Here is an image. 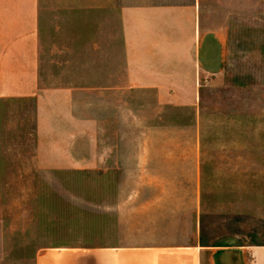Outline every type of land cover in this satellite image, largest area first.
<instances>
[{
  "label": "crops",
  "instance_id": "0c3cea01",
  "mask_svg": "<svg viewBox=\"0 0 264 264\" xmlns=\"http://www.w3.org/2000/svg\"><path fill=\"white\" fill-rule=\"evenodd\" d=\"M256 4L264 7V0H0V103L33 102L35 168L106 169L98 143L99 130L111 123L105 110L111 95L117 122L126 93L183 106L199 100L201 77L222 65L221 42L202 15L255 12ZM51 49L59 80L47 88L43 65ZM77 95L85 96L80 117ZM13 124L0 119L2 159L13 158ZM1 172H8L7 162ZM195 173L184 196L172 182L135 183L129 197L115 191L120 183H103L102 197L87 200L96 207L87 241L43 247L34 264H264V244L203 241L201 165Z\"/></svg>",
  "mask_w": 264,
  "mask_h": 264
},
{
  "label": "rangeland",
  "instance_id": "374dc122",
  "mask_svg": "<svg viewBox=\"0 0 264 264\" xmlns=\"http://www.w3.org/2000/svg\"><path fill=\"white\" fill-rule=\"evenodd\" d=\"M253 10L202 15L206 31L221 42L222 65L201 77L199 100L183 106L126 93L124 112L119 96L117 122V96H110L111 123L99 130L98 143L106 169L39 172L32 157L33 102L0 103V119L14 123L8 134L13 158H0L8 164L0 173V264H34L43 247L84 244L96 209L87 200L102 197L103 183H120L115 191L129 197L135 183L172 182L184 196L199 165L203 241L264 244V7ZM53 58L51 49L43 65L47 88L59 80ZM85 113V96L77 95L75 115Z\"/></svg>",
  "mask_w": 264,
  "mask_h": 264
}]
</instances>
